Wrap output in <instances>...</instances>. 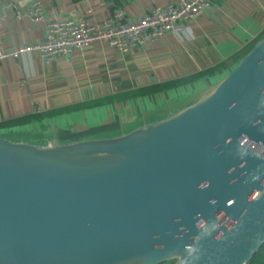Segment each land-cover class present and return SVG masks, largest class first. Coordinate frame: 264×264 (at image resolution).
<instances>
[{"label": "water", "instance_id": "water-1", "mask_svg": "<svg viewBox=\"0 0 264 264\" xmlns=\"http://www.w3.org/2000/svg\"><path fill=\"white\" fill-rule=\"evenodd\" d=\"M186 245L188 264H250L264 246V37L188 107L126 134L0 136V264H185Z\"/></svg>", "mask_w": 264, "mask_h": 264}, {"label": "crops", "instance_id": "crops-1", "mask_svg": "<svg viewBox=\"0 0 264 264\" xmlns=\"http://www.w3.org/2000/svg\"><path fill=\"white\" fill-rule=\"evenodd\" d=\"M0 0V45L36 46L51 20L106 19L119 9L135 23L171 0ZM21 12V17H17ZM127 54L97 42L47 63L37 50L0 63V136L44 147L53 140L116 137L168 118L210 90L264 37V0H212L190 23Z\"/></svg>", "mask_w": 264, "mask_h": 264}, {"label": "built area", "instance_id": "built-area-1", "mask_svg": "<svg viewBox=\"0 0 264 264\" xmlns=\"http://www.w3.org/2000/svg\"><path fill=\"white\" fill-rule=\"evenodd\" d=\"M89 2L90 0H85ZM212 7V0H171L164 8L156 7L135 23L121 21L126 10L119 9L106 19L92 21L85 17L51 20L46 24L45 40L36 46H23L13 52L0 45V63L13 56L39 51L45 62L66 56L76 50L106 43L117 53L131 51L159 42L165 35L177 36L191 32L190 23ZM17 12V17H21ZM32 20H45L42 0H35L28 9Z\"/></svg>", "mask_w": 264, "mask_h": 264}, {"label": "clouds", "instance_id": "clouds-1", "mask_svg": "<svg viewBox=\"0 0 264 264\" xmlns=\"http://www.w3.org/2000/svg\"><path fill=\"white\" fill-rule=\"evenodd\" d=\"M257 196H259V193H255V195L253 196V198L255 199ZM210 235V233H209ZM185 251L187 253V259L185 261V264H188L189 261H194L196 259H198V249L196 247H194L193 245H186L185 246Z\"/></svg>", "mask_w": 264, "mask_h": 264}, {"label": "trees", "instance_id": "trees-1", "mask_svg": "<svg viewBox=\"0 0 264 264\" xmlns=\"http://www.w3.org/2000/svg\"><path fill=\"white\" fill-rule=\"evenodd\" d=\"M250 264H264V246L260 251L254 256Z\"/></svg>", "mask_w": 264, "mask_h": 264}, {"label": "rangeland", "instance_id": "rangeland-1", "mask_svg": "<svg viewBox=\"0 0 264 264\" xmlns=\"http://www.w3.org/2000/svg\"><path fill=\"white\" fill-rule=\"evenodd\" d=\"M164 264H175V261H170V262H167V263H164Z\"/></svg>", "mask_w": 264, "mask_h": 264}]
</instances>
